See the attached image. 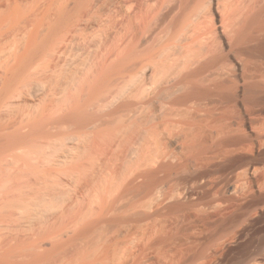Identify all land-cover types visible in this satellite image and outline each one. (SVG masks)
<instances>
[{
    "label": "bare ground",
    "instance_id": "6f19581e",
    "mask_svg": "<svg viewBox=\"0 0 264 264\" xmlns=\"http://www.w3.org/2000/svg\"><path fill=\"white\" fill-rule=\"evenodd\" d=\"M263 115L264 0H0V264H224Z\"/></svg>",
    "mask_w": 264,
    "mask_h": 264
},
{
    "label": "rangeland",
    "instance_id": "374dc122",
    "mask_svg": "<svg viewBox=\"0 0 264 264\" xmlns=\"http://www.w3.org/2000/svg\"><path fill=\"white\" fill-rule=\"evenodd\" d=\"M115 85H116V82L112 81V84L109 86V88H114ZM56 93H57V91H56ZM263 117H264V115H263ZM262 119L263 120L258 119L259 121L255 119V121H256L255 126L257 125L256 126L257 129L259 128L260 131L262 130V132L258 131L260 134L258 132L256 133L255 136H259V138H258V140L255 139L257 141V143H256V141L252 142V148H251L252 151H250V153L248 154L249 159L247 158V160L249 162L247 164V167L249 169H252L253 171L250 172L249 177H251V178H249L250 180H248L247 185L246 186L242 185V183L238 181L239 178L237 175H238L239 171H238L237 167H233V169H232L233 170L232 173H235V172L236 173L233 175H231L232 173L229 174L226 177V180H224L225 182H223L224 194L233 195L236 198L239 197L240 203L238 202L237 206L238 205L240 206V204L243 203L242 209L240 212L235 214L234 217L232 218V221L230 223L231 226L229 225V226H227V228H224V227L223 228H216V229H214V231L216 230L215 232L214 231L211 232L213 234H211V233H209V235L207 234L209 237L211 235H215V234L217 235V236H215L217 238L213 239L214 244H212V245H213V247H216V248L219 247L220 249H222V251L226 252V253L224 252L225 253L224 264H232L234 262V260L238 256H241V255L242 256L244 255L246 257L247 256L246 253L256 250L258 248L260 241L264 238V188H263L264 187V141H263L264 140V134H263L264 133V118H262ZM48 131L52 132L56 136V143H57L59 140V130H58L57 126L55 128H47L46 132H48ZM262 137H263V139H262ZM49 141L44 140V144H46V143L49 144ZM34 142H37V140L36 139L30 140L28 142L27 148L29 147L28 148L29 151L33 150L32 145L34 144ZM58 145H60V144L58 143ZM46 149H44V152L48 153L49 150H48V148H46ZM30 153H32V152H30ZM58 155H61V153H56L55 155H51V154H43V155L32 154L31 155L30 154V155L24 156L23 160H24V163L29 164L30 168H28V171L31 172V171H34V168H33L34 163H36L37 161L42 162L45 159L49 158L52 160V163L51 164H49V163L44 164L43 168L40 169V175L45 176L47 174H49V175L54 174L56 176V173H58V171L64 169V166H61V165L58 166L57 165L58 163H56V156H58ZM57 160H58V158H57ZM234 168H236V169H234ZM87 175L91 176V178L93 179L94 182L95 181L99 182L102 178L101 173H98L97 175H95L94 178L92 176L91 171H88ZM18 176L20 177L21 174H18ZM12 178H15V176L11 177V179ZM242 186H244L245 188ZM261 188H263V189H261ZM233 190H235V191H233ZM255 190H256L257 194L254 193ZM247 191H249V192H247ZM233 192H234V194H232ZM250 192H251V194H250ZM242 197H243V199L245 197L246 198L244 200H241ZM262 203H263V206H262ZM237 206H235L236 209L239 208ZM207 235H205V236L207 237ZM205 236H204V239L206 238ZM261 237H263V238H261ZM216 239H218L219 242L216 241ZM174 246L175 245H173V246L170 245V247H174ZM230 262H232V263H230Z\"/></svg>",
    "mask_w": 264,
    "mask_h": 264
}]
</instances>
